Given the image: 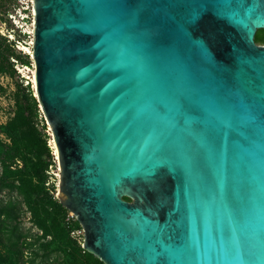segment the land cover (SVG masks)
Returning a JSON list of instances; mask_svg holds the SVG:
<instances>
[{
  "label": "water",
  "instance_id": "obj_1",
  "mask_svg": "<svg viewBox=\"0 0 264 264\" xmlns=\"http://www.w3.org/2000/svg\"><path fill=\"white\" fill-rule=\"evenodd\" d=\"M34 9L35 97L83 249L104 264H264V0Z\"/></svg>",
  "mask_w": 264,
  "mask_h": 264
},
{
  "label": "trees",
  "instance_id": "obj_2",
  "mask_svg": "<svg viewBox=\"0 0 264 264\" xmlns=\"http://www.w3.org/2000/svg\"><path fill=\"white\" fill-rule=\"evenodd\" d=\"M12 59L23 66L32 64L29 55L17 52L15 41L0 36V75L16 73ZM14 103L12 115L0 124V264H26V251L43 264L56 260L60 264H104L71 237L79 222L67 221L69 211L55 196V186L47 185L54 156L30 84L18 86ZM6 192L11 196L4 201L1 195ZM23 211L30 214L40 233L28 245L19 221Z\"/></svg>",
  "mask_w": 264,
  "mask_h": 264
},
{
  "label": "rangeland",
  "instance_id": "obj_3",
  "mask_svg": "<svg viewBox=\"0 0 264 264\" xmlns=\"http://www.w3.org/2000/svg\"><path fill=\"white\" fill-rule=\"evenodd\" d=\"M14 7V0H0V21L6 22V26L1 31L6 34L7 36L11 33L14 35L15 42L17 44V40L21 41V50L17 49V52L22 51L23 54L29 55L32 64L27 67L21 65V63L16 61L15 59H12V62H15L14 69L16 73L10 77L8 75H0V87L3 88L2 93L0 92V124L5 123L8 118L12 115L14 109H15V92L17 91V88L19 85H23L26 87L28 84H30L31 89L35 91V84H34V73H35V64L33 61V47H34V30H35V19L31 12L28 13V18L26 19V23L24 24L23 28L20 32L17 31H11L12 25L9 22L8 19V12L12 11ZM0 36H3L0 34ZM264 39V30H259L256 34L255 41L257 45H264L263 42ZM23 48L26 50L23 51ZM20 69V71L18 70ZM40 120L45 124V134L47 136L48 146L52 151V155L55 158L54 149H53V137L51 128L48 125L45 116L43 114L42 109L40 108ZM55 170V169H54ZM58 181L55 178V181L51 183V186L57 185ZM11 194H8L7 192L1 195V198H3L4 201L9 200V197ZM24 210V207H23ZM20 227L21 232L27 237L26 238V245H28L30 242H32L36 237V235L40 234L37 228L33 225L31 221V216L28 212L23 211L20 215ZM25 240V239H24ZM24 259L26 264H43L41 260L36 259L32 256H30L29 252H24ZM59 260L55 261V264H60Z\"/></svg>",
  "mask_w": 264,
  "mask_h": 264
},
{
  "label": "built area",
  "instance_id": "obj_4",
  "mask_svg": "<svg viewBox=\"0 0 264 264\" xmlns=\"http://www.w3.org/2000/svg\"><path fill=\"white\" fill-rule=\"evenodd\" d=\"M35 0H14V7L13 10L8 12L7 16L9 19V22L12 25L11 31H17L20 32L23 28L24 24L26 23V19L28 18V13L31 12L34 19H35ZM6 26V22L0 21V34H2L4 37L8 38L10 41H15L14 35L11 33L7 36L4 34L1 29L3 30ZM21 42L17 41L16 48L21 50ZM20 71V69H18ZM55 169V170H54ZM49 176L48 184L51 185L55 181V178L57 179L58 183L56 185V193L55 196L57 197L59 195V187H60V168L58 164V157L55 156L53 160V165L49 167V171L47 172ZM67 221L69 223L77 221V218L69 212ZM78 222V221H77ZM71 237L78 241L82 248L84 246V239H85V231L83 227L79 224V227L76 229H73L71 231Z\"/></svg>",
  "mask_w": 264,
  "mask_h": 264
},
{
  "label": "bare ground",
  "instance_id": "obj_5",
  "mask_svg": "<svg viewBox=\"0 0 264 264\" xmlns=\"http://www.w3.org/2000/svg\"><path fill=\"white\" fill-rule=\"evenodd\" d=\"M24 50H26L25 48H23V51ZM33 56V55H32ZM53 143V149H54V154H55V156H57L58 157V153H57V148H56V145H55V143H54V140L52 141Z\"/></svg>",
  "mask_w": 264,
  "mask_h": 264
}]
</instances>
